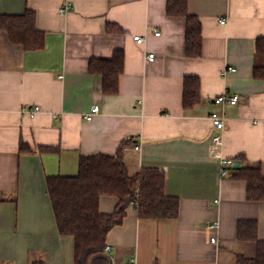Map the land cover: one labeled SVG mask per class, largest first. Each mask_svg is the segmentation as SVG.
<instances>
[{"label": "crops", "instance_id": "crops-1", "mask_svg": "<svg viewBox=\"0 0 264 264\" xmlns=\"http://www.w3.org/2000/svg\"><path fill=\"white\" fill-rule=\"evenodd\" d=\"M187 3L202 27L198 58L186 53L188 19L168 15V0H0V16L31 10L45 35L44 48L29 52L0 30V264H73V240L58 232L47 179L78 175L82 157L115 156L128 138V173L163 171L165 192L181 208L176 220L152 221L129 206L107 236L111 264L257 257V241L239 236V225L257 224L264 241V201L249 200L247 182L234 179L230 167L261 163L264 175V77L254 76L264 0ZM109 24L122 31H108ZM118 50L126 60L121 90L107 96L89 66ZM188 77L200 79L202 100L185 110ZM226 93L238 103L215 104ZM35 106L40 112L32 117L26 110ZM94 106L99 113L87 120ZM215 111L225 118L222 131L211 120ZM219 133L222 146L213 152ZM22 143L32 153L21 154ZM118 203L103 196L100 212L112 214Z\"/></svg>", "mask_w": 264, "mask_h": 264}, {"label": "trees", "instance_id": "trees-1", "mask_svg": "<svg viewBox=\"0 0 264 264\" xmlns=\"http://www.w3.org/2000/svg\"><path fill=\"white\" fill-rule=\"evenodd\" d=\"M168 15L185 16L187 20L186 53L198 58L202 54V27L199 19L188 13L187 0H168ZM0 30H5L16 43H22L27 50L39 51L44 48L45 35L35 28V13L28 10L23 15L0 16ZM108 31L121 32L116 25L109 24ZM125 54L115 51L109 60H91L89 70L102 77V91L107 96L118 95L120 78L124 73ZM254 76L264 77V38L256 44ZM201 81L188 77L184 82L183 108L193 109L201 103ZM130 142V141H129ZM124 142L115 156L99 155L82 157L78 175L72 177H49L47 190L53 207L57 229L61 237L73 240V264H111L106 244L110 231L121 225L126 210L133 205L140 219L152 221L176 220L180 214V201L165 192L166 176L157 169H142L131 176L124 162V149L130 143ZM42 153H56L57 148L41 147ZM20 152L32 153L25 143ZM239 161H247L243 156ZM236 180L248 184V199L264 201V175L261 163H247L246 166L230 167ZM114 196L119 199L112 214L100 212V199ZM4 199H0V204ZM257 224L241 222L239 236L257 241L255 259L239 258V264H264V241L257 237ZM42 264V263H33Z\"/></svg>", "mask_w": 264, "mask_h": 264}, {"label": "built area", "instance_id": "built-area-1", "mask_svg": "<svg viewBox=\"0 0 264 264\" xmlns=\"http://www.w3.org/2000/svg\"><path fill=\"white\" fill-rule=\"evenodd\" d=\"M67 10V8H62L60 10V13H63ZM157 36H159L160 34L157 33ZM134 40L138 43V44H142L144 42V39L141 38V36H135ZM154 55L151 54L149 55V60H153ZM231 71H235V69H231ZM223 103H229L230 105H236L238 103V98L235 95H231L229 93L223 94L221 96H219L218 98L215 99V104L217 105H221ZM27 113L34 117L38 112H40V108L35 106L32 109H27L26 110ZM99 113V107L98 106H94L91 110V112L89 114H87L86 119L87 120H91L93 118V116L97 115ZM211 120L213 122V125L215 127V129L217 131H222L225 125V118L219 114L218 112H214L211 115ZM131 141V138H128L127 142ZM222 146V136L219 134H216L215 137L213 138V152H216V149H219ZM136 149H139L138 147ZM223 164L226 166H231L232 165V161H224ZM212 242L215 243V239H212Z\"/></svg>", "mask_w": 264, "mask_h": 264}]
</instances>
